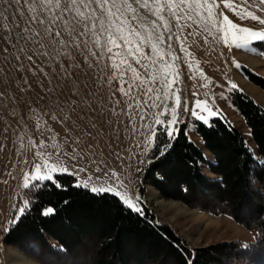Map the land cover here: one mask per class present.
Returning <instances> with one entry per match:
<instances>
[{"label":"rangeland","instance_id":"374dc122","mask_svg":"<svg viewBox=\"0 0 264 264\" xmlns=\"http://www.w3.org/2000/svg\"><path fill=\"white\" fill-rule=\"evenodd\" d=\"M230 2L264 19V6H258L259 0ZM212 12L214 16L222 14L219 19L227 16L240 27L264 31V25L258 21L241 19L223 4ZM141 15L148 20L153 19L143 9ZM181 24L184 26L177 33L179 42L174 35L170 47L167 35L162 44L155 38L149 44H142L147 57L137 56L139 63L124 47V39H135L128 35V25L123 26V32H116L113 28L114 38L121 46L114 47L112 53L107 52V35L100 34L102 49L92 46L98 57L101 51L104 52L99 61L87 52L81 55L73 51L74 62L81 67H84L85 56L93 64L88 83L95 93L92 104L95 110L86 115L77 109L79 117L73 115L67 119L66 111L62 113L56 107L52 97L44 94L36 78L27 71L23 74L13 71L0 78V264H120L115 250L104 245L95 231L85 235L81 242L71 244L63 254L43 250L42 255L34 256L28 253L32 248L27 241L23 243V249L5 243V234L28 208L27 189L37 180H45L34 177L50 176L56 180L57 174H71L75 183L82 187L118 192L125 201L131 200L142 208L140 213L153 225L169 228L178 238L180 248L189 250L187 264H193L194 257L203 253L208 255L204 264H254L242 259L241 247L255 243L258 231L236 217L251 214L256 218L257 211L252 206L260 203L257 197H252L239 208L232 202L230 208L237 215L232 216L187 204L179 197H165L146 178L156 147L161 153L165 152L183 126L206 158L213 159L196 131L198 119L184 111V101L188 102V98L191 103L189 110L194 101L202 102L198 113L204 115L208 122L212 119L209 112L219 109L223 113L221 117L241 128L246 143L260 158L249 126L234 103L233 94L248 95L264 110V87L251 79L252 75L264 78V41L248 37L253 42L237 48L231 43L233 36L247 37L248 34L238 33L229 26L225 30L229 43L225 44L220 39L221 34L211 29L206 31L208 26L195 14ZM170 27L173 32L177 31L174 20H170ZM152 43L157 44V53L152 52ZM170 50L175 56L178 73L170 60ZM250 59L257 64H252ZM237 64L243 67L238 68ZM45 71L49 69L45 68ZM164 74H169V82L176 81L171 88L163 85L161 77ZM21 75L27 76L31 89H26ZM233 85L239 90H234ZM120 88L124 91L121 92ZM147 88L153 91L145 95ZM175 98L179 99L176 115L182 117L183 122L179 124L178 134L170 141L155 121L160 119L167 123L168 116L162 113L167 105L176 107L173 103ZM153 104L160 106L152 107ZM87 132L91 136H87ZM202 169L205 175L215 177L208 166L203 165ZM229 201L230 194L222 198L197 194V204L208 208ZM124 264L181 263L169 254L158 261L152 253L149 255L141 250L133 251Z\"/></svg>","mask_w":264,"mask_h":264},{"label":"trees","instance_id":"16d2710c","mask_svg":"<svg viewBox=\"0 0 264 264\" xmlns=\"http://www.w3.org/2000/svg\"><path fill=\"white\" fill-rule=\"evenodd\" d=\"M251 79L264 87L261 76L252 75ZM233 100L250 128L260 158L253 154L241 132L226 118H212L208 122L210 126L198 120L196 131L213 159L206 158L183 126L165 152L161 153L156 147L146 178L165 197H179L187 204L232 216H237L230 208L232 202L239 208L257 197L260 203L252 206L257 211L256 218L251 214L236 218L258 231L255 243L241 247L242 259L264 264V110L243 93H234ZM203 165L208 166L215 177L205 175ZM198 193L208 198L230 194V203L208 208L197 204ZM27 196V210L10 227L4 241L22 249L27 241L32 248L29 254L67 253L71 244L81 242L85 235L95 231L104 245L115 250L120 264H124L133 251L141 250L149 255L152 253L158 261L169 254L181 264H187L190 252L180 248L178 238L169 228L153 225L112 193H95L76 184L71 174H57L56 180H37L27 189ZM49 207L54 213L42 214ZM51 237L64 248L54 246ZM207 259L205 253L196 255L193 264H204Z\"/></svg>","mask_w":264,"mask_h":264},{"label":"snow or ice","instance_id":"6c2138e0","mask_svg":"<svg viewBox=\"0 0 264 264\" xmlns=\"http://www.w3.org/2000/svg\"><path fill=\"white\" fill-rule=\"evenodd\" d=\"M220 4L241 19H251L264 25V19L245 8H240L239 5H234L230 0H0V78L13 71L22 74L27 71L36 78V83L44 94L52 97L56 107L62 113L66 111L67 119L73 115L79 117L80 113L77 109L86 115L89 111L95 110L92 107L95 93L88 83L93 64L85 56L84 67H81L79 63L74 62L73 51L81 55L87 52L99 61L104 52L101 51L98 57L92 46L102 49L100 34L107 35L109 45L107 52L112 53L114 47L121 46L114 38L113 28L116 32H123V26L128 25V35L135 39L121 37L124 39V47L128 49V54L133 59H137V56L145 58L147 53L143 51L142 44H149L153 38L162 44L165 42V35L169 47L174 35L179 42L177 33L184 26L181 21L192 19L193 14L206 23L208 26L206 31L211 29L220 33V39L225 44L229 43L225 31L229 26L238 33L248 34L247 37L233 36L231 43L237 48H243L253 42L248 37L264 41V31L240 27L227 16L219 19V15L222 14L214 16L212 9L219 7ZM258 6H264V0H259ZM141 9L153 19L148 20L145 15H141ZM170 20L175 21L176 32L172 31ZM151 50L157 53V44L152 43ZM139 62L137 59V63ZM144 67L149 66L144 65ZM237 67L243 66L237 64ZM45 68L49 71H45ZM21 80L26 89H31L27 76L21 75ZM161 81L167 88H171L172 84L176 83L175 80L169 82V74H164ZM232 88L239 90L235 85ZM119 90L124 91L123 88ZM152 91V88H147L145 95ZM173 103L176 107L165 106L162 113L168 116L167 123L160 119L155 121L157 127L164 129L170 141L178 134L179 124L183 122V118L176 115L179 99L175 98ZM187 103L185 100L184 111L210 126L208 119L198 113L202 102L194 101L191 110L188 109ZM222 115L219 109L209 112L210 118L219 119ZM86 134L91 136L90 132ZM155 135L156 133L153 132V136ZM34 179H51V177H34ZM116 195L119 193L117 192ZM125 203L137 213L142 212V208L135 207L131 200ZM53 213L54 209L51 207L42 212L44 215Z\"/></svg>","mask_w":264,"mask_h":264},{"label":"crops","instance_id":"0c3cea01","mask_svg":"<svg viewBox=\"0 0 264 264\" xmlns=\"http://www.w3.org/2000/svg\"><path fill=\"white\" fill-rule=\"evenodd\" d=\"M240 132H241V134L243 135V137L245 138V135L243 134V132H242V130H241V128L240 127H238L236 124H233ZM248 127V126H247ZM248 130H249V132H250V129L248 128ZM250 135H251V132H250ZM252 139H253V137H252ZM193 141V140H192ZM253 141H254V139H253ZM194 142V141H193ZM195 144H196V142H194ZM255 143V142H254ZM197 145V144H196ZM198 147H199V145H197ZM250 146H251V144H250ZM200 148V147H199ZM201 149V148H200ZM255 149H257V146H256V148ZM202 150V149H201ZM203 151V150H202ZM257 154H258V152H257ZM86 188H88V189H90L92 192H95V193H99V192H109V193H112V194H114V195H116V193L115 192H110V191H107V190H95V191H93V189H91V188H89V187H87V186H85ZM116 196H118L120 199H121V201L126 205V203H125V200L124 199H122L121 198V196L120 195H116ZM133 205H135V207H138L135 203H133ZM131 209H133V208H131ZM134 210V209H133ZM135 211V210H134ZM52 238V237H51ZM53 239V241H51V243L55 246L56 244L55 243H57V244H59V246H56V247H62V248H64L63 246H62V244L60 243V242H58L57 240H55L54 238H52Z\"/></svg>","mask_w":264,"mask_h":264},{"label":"bare ground","instance_id":"6f19581e","mask_svg":"<svg viewBox=\"0 0 264 264\" xmlns=\"http://www.w3.org/2000/svg\"><path fill=\"white\" fill-rule=\"evenodd\" d=\"M169 56H170V60H171L172 64H174V65L176 66V70H177V73H178V68H177V65H176L175 56L173 55V53H172L171 50L169 51ZM250 60H251V63H252V64H257V61H255L254 59H250ZM190 105H191V103H190V98H188V108H190ZM167 108H169L168 105H167ZM137 197H138L139 199H141L139 193H137Z\"/></svg>","mask_w":264,"mask_h":264},{"label":"water","instance_id":"95a60500","mask_svg":"<svg viewBox=\"0 0 264 264\" xmlns=\"http://www.w3.org/2000/svg\"><path fill=\"white\" fill-rule=\"evenodd\" d=\"M191 264H192V262H191Z\"/></svg>","mask_w":264,"mask_h":264},{"label":"built area","instance_id":"2783aa9c","mask_svg":"<svg viewBox=\"0 0 264 264\" xmlns=\"http://www.w3.org/2000/svg\"><path fill=\"white\" fill-rule=\"evenodd\" d=\"M170 147V146H169Z\"/></svg>","mask_w":264,"mask_h":264}]
</instances>
